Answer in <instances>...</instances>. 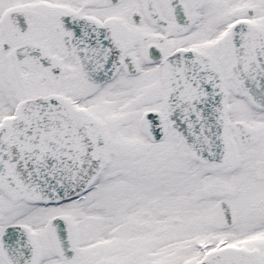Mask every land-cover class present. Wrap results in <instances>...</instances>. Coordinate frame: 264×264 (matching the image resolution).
Listing matches in <instances>:
<instances>
[{
  "label": "snow or ice",
  "instance_id": "6c2138e0",
  "mask_svg": "<svg viewBox=\"0 0 264 264\" xmlns=\"http://www.w3.org/2000/svg\"><path fill=\"white\" fill-rule=\"evenodd\" d=\"M0 264H264V0H0Z\"/></svg>",
  "mask_w": 264,
  "mask_h": 264
}]
</instances>
